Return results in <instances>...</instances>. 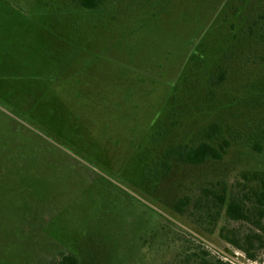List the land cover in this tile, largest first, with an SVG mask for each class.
I'll use <instances>...</instances> for the list:
<instances>
[{"label": "rangeland", "instance_id": "rangeland-1", "mask_svg": "<svg viewBox=\"0 0 264 264\" xmlns=\"http://www.w3.org/2000/svg\"><path fill=\"white\" fill-rule=\"evenodd\" d=\"M263 27L264 0H0V264H264V218L215 220L204 192L264 171Z\"/></svg>", "mask_w": 264, "mask_h": 264}, {"label": "trees", "instance_id": "trees-1", "mask_svg": "<svg viewBox=\"0 0 264 264\" xmlns=\"http://www.w3.org/2000/svg\"><path fill=\"white\" fill-rule=\"evenodd\" d=\"M79 7L86 10H95L101 4L107 0H74ZM260 41L264 44V27L261 29L259 34ZM210 131L217 132L216 127H211ZM229 146L227 141H223L217 145H213L208 142H201L197 146H191L187 144L177 145L173 151L175 160L188 164V165H201L207 161H219L223 158L226 152V148ZM254 150L258 153H264V125L259 130V141H255L252 145ZM253 178L256 179V185L254 188L248 191L243 196V199L235 198L233 196L229 197L226 195L225 189H222L220 193H215L212 190H205L206 202H213L216 210L214 213V219L216 220L223 209L225 208V215L227 218L233 221H251L257 228H262L261 220L264 218V171L257 172L253 174ZM212 197V198H210ZM188 199H180L174 206L176 211L182 212L183 208L187 206ZM206 205V204H205ZM207 209L210 210L211 207L207 205ZM257 240L260 237L254 235ZM253 238V236L251 237ZM249 236L245 237V241L251 245ZM230 244L234 245L246 252L250 257L248 247L241 244L240 239L235 236L228 239ZM262 243V242H261ZM263 244V243H262ZM54 264H79L78 258L73 253H62ZM188 264V263H187ZM193 264H228L219 259L208 260L205 258H199Z\"/></svg>", "mask_w": 264, "mask_h": 264}]
</instances>
